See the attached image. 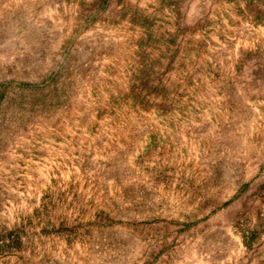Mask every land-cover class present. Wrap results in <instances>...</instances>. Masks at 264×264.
Here are the masks:
<instances>
[{"label": "rangeland", "instance_id": "374dc122", "mask_svg": "<svg viewBox=\"0 0 264 264\" xmlns=\"http://www.w3.org/2000/svg\"><path fill=\"white\" fill-rule=\"evenodd\" d=\"M0 264H264V0H0Z\"/></svg>", "mask_w": 264, "mask_h": 264}]
</instances>
